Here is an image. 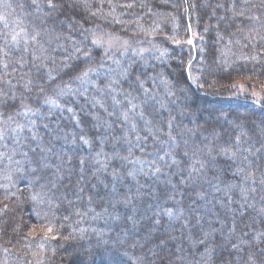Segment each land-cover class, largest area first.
<instances>
[{
    "label": "trees",
    "instance_id": "trees-1",
    "mask_svg": "<svg viewBox=\"0 0 264 264\" xmlns=\"http://www.w3.org/2000/svg\"><path fill=\"white\" fill-rule=\"evenodd\" d=\"M255 1L51 0L49 7V0H0L8 22L7 28L0 22V49L5 35L10 41L13 29H23L29 37L39 33L27 45V56L46 47L48 39L61 46L49 47L48 56L62 61L59 70H51L48 61L44 72L33 74V63L15 62L24 52L23 41L0 55V145L6 151L13 146L22 112L43 128L38 114L46 112V101L65 94L70 99L68 92L85 71L109 115L104 130L81 112L76 123L83 133L78 130L77 141L57 147L45 163L35 149L21 176L6 178L0 169V246L15 257L3 264H30V256L39 264H196L192 253L205 250L206 264H264V27L255 21ZM106 14L114 20L105 21ZM155 14L172 16L175 26L160 22L156 39L148 43L150 49H165V60L144 67L137 55L119 56L120 75L111 74L108 59L116 56L95 47L90 34L142 38L147 35L129 23ZM194 33L204 39L203 66L214 64L221 38L237 42L239 62L215 72L205 67L195 81L191 71L202 59ZM160 86L174 100L183 90L187 101L158 110L153 102L144 103V93ZM140 111L150 125L137 119ZM123 121L136 125L127 141L120 132ZM168 164L177 172L166 183L146 187L135 206L110 204L145 178L140 173L145 165L155 170ZM56 173L55 188L43 189ZM147 179L154 182L153 173ZM13 212L51 233L37 244L15 224ZM209 214L216 219L210 223L213 234L203 239L204 223L195 222ZM110 215L114 220L101 218Z\"/></svg>",
    "mask_w": 264,
    "mask_h": 264
},
{
    "label": "rangeland",
    "instance_id": "rangeland-1",
    "mask_svg": "<svg viewBox=\"0 0 264 264\" xmlns=\"http://www.w3.org/2000/svg\"><path fill=\"white\" fill-rule=\"evenodd\" d=\"M118 1H125V0H118ZM143 2V1H142ZM255 21L262 25L264 27V8L261 6L264 4V1L260 2L259 0L255 1ZM37 12H33V16H37ZM107 16H104L105 21L109 19L114 20L110 14H106ZM233 15V14H232ZM172 16L165 15L161 16V14H155L151 17H144L143 15L140 16L138 19L134 21V23H129L130 26H132L133 29L136 31H139L140 33H143L147 36H142L138 38H129V37H119L107 32H101V33H95L90 34V42L92 43L93 40H97V44H93L95 47H101L106 52L111 53L112 55L116 56L112 59H108V69L111 74H115V76H119L121 69L123 67L122 60L117 59L119 56H125L132 54L131 56H138L142 59V65L144 67H148L152 65L153 63H159L163 62L168 55V52L165 49H150V45L148 44L153 38L152 35H155L158 33L159 30H161L160 22H164L165 20L169 21V25L171 26V29L174 30L175 26L172 21ZM43 19V17H42ZM42 19L36 20L37 22H41ZM255 22V23H256ZM262 23V24H261ZM257 24V23H256ZM261 28L255 27L256 30L260 31ZM175 34V33H174ZM236 38V37H235ZM262 37H258L256 40H261ZM204 39L200 36L195 35L193 41H195L198 44V55L201 57L202 60H200L199 64L194 67V70L192 69V77L195 80V78L198 80L200 79L199 72L202 71L206 67L209 72L214 71L219 68L222 69L223 67L231 66L234 63L239 62L238 57L240 56L239 53L236 52L235 46L237 45V42L235 40H225L221 38L219 40L218 44V55L216 60L214 61V64L212 66H203V51L201 44L204 43ZM253 40V39H252ZM44 41V40H43ZM185 43V38L183 40ZM235 42V43H234ZM46 47L40 49L38 46L34 48L35 50L30 56L26 55V52L24 51L21 55L18 56L16 59V64L18 65H27V64H34L33 65V74H36V69L40 71H45L46 67L44 64H46L48 61H51V70H59L61 66H59L61 60L57 58H51L48 56L47 50H49V47H55L57 50H61V46L57 44V42L51 43L50 40L44 41ZM183 43V44H184ZM39 47H41L39 45ZM237 47V46H236ZM24 48V47H23ZM40 49V50H39ZM182 49L185 50L186 46H182ZM7 50V51H6ZM8 51L11 52V49L8 50L7 47L4 46V51H0V55L4 56V52ZM56 52V50H54ZM50 52V50H49ZM2 56V58H4ZM35 57V58H34ZM105 70V69H104ZM29 74V72H27ZM195 77V78H194ZM85 77L83 81L81 80L78 84L77 88H73L70 90V93L68 92V95L71 96V98H67V94L61 95L55 98L56 106L49 104L48 107H46V112L38 114V117H43L44 119V126L43 128H37L36 124L32 122L33 116H30V113L22 112L19 115V119H22L20 121L21 128H18L13 132L14 143L12 149L6 151L4 147L0 145V169H2L3 176L9 177V174H16L17 176H21V172L24 170V168L27 166L26 161L28 160V155L31 154L35 149H38L39 152L42 155V158L45 160H48L51 158L52 151L57 149L59 146H70L73 143L77 141V139L80 137L78 135L79 133H83V129L81 126H79L76 121L78 120V116L81 115V112H84L85 114L88 113L90 117L92 118V125L93 127H100L102 129H106V126H102L106 120L107 112L105 111V106L103 105L102 99H99L97 97V94L99 91L97 90V86L93 87L90 83V78ZM196 81V80H195ZM12 93H10L11 95ZM146 99L143 101L144 103L147 102H153L154 105L157 106L158 110L159 108H166L171 105L173 106H179L180 103H184L187 101L188 96L187 94L182 90L181 91V98L173 99L169 96V92L163 88L162 86L158 88H153L149 90L148 92H145ZM169 96V97H168ZM177 111L180 113H183V110L180 108H177ZM177 112V113H178ZM75 120V122L73 121ZM130 120H134L133 117L129 118ZM137 119L140 121H145L148 124L149 118L147 114L144 111H140ZM103 121V122H102ZM124 123L121 125L122 130L120 131L122 135V138L127 141V138L130 137L131 133L130 131L134 130L136 128V125L133 123L131 125L127 124L126 121H123ZM143 129L145 132L148 133V130L146 129V126L143 125ZM234 126H231L233 128ZM136 130V129H135ZM134 130V131H135ZM256 132L259 134L260 130L257 127ZM138 135H135V138H137ZM209 139V138H208ZM125 145V144H123ZM114 146L119 147L118 144H114ZM44 163H40V169H43L46 167ZM173 164V163H170ZM168 164V167L164 166V169L159 167L160 169L156 168L155 170H152L151 168H148L147 165L143 167V170L140 172L141 174H144L143 177L145 178L141 179V181L136 183V185L131 186V189L128 190V192L125 194L124 198L121 199H114L111 203L115 205L116 203L123 204L125 207L128 205L135 206L136 202H139V200L144 197L143 191H145L146 187H149L150 185H153L154 183H166V180H168L171 177V174L174 172H177V169L173 171L172 167L173 165ZM170 165V167H169ZM140 168V167H139ZM65 173H68L67 170H65ZM150 173H153V181H148L147 175ZM129 177V175L127 176ZM4 178V177H3ZM59 179V174L56 173L52 177V182H44L42 184L43 189H50L53 190L55 186L57 185V180ZM147 182H149V185H146ZM153 183V184H152ZM152 194H154V191H151ZM228 191L224 190L221 192L222 197H228L227 196ZM45 194V193H44ZM113 208V206H110ZM49 209L48 203H46L45 207ZM227 209V208H225ZM208 212V211H207ZM106 213V212H105ZM13 221L16 225L24 226V231L26 234L30 235L33 239L37 240V244H40L46 236H48L51 231H49L50 228H45L42 224L33 226L32 223H29L26 218H24L23 214H16L13 212L11 214ZM209 218H205L203 220H196V225H200V223H204V229L201 231L203 239L211 238V235L213 234V230L210 227V223L212 221H216V219L213 217V215L209 214ZM108 221L114 220L113 217H101ZM31 222V221H30ZM200 222V223H199ZM1 224V220H0ZM15 225V229H17L18 226ZM198 225V226H199ZM201 226V225H200ZM185 229V228H184ZM188 247L191 249L192 242L187 243ZM207 252L208 250H205L203 252H196L192 253V258H194L196 264H206L207 263ZM4 256V261L1 260V257ZM30 264H39L38 258L34 256L28 257ZM0 260L3 261V263L9 262L15 260V257L8 256V251L5 246H0ZM130 260V259H129ZM132 263L133 261L130 260Z\"/></svg>",
    "mask_w": 264,
    "mask_h": 264
},
{
    "label": "snow or ice",
    "instance_id": "snow-or-ice-1",
    "mask_svg": "<svg viewBox=\"0 0 264 264\" xmlns=\"http://www.w3.org/2000/svg\"><path fill=\"white\" fill-rule=\"evenodd\" d=\"M33 3H35V0H33ZM128 6L131 7V5H128ZM6 7H11V5L8 4V5H6ZM49 7H54L51 0H49ZM0 22L4 23L5 28L8 27V22H7L6 16L4 14H0ZM10 36H11L10 41L8 39V35L4 36V44L6 47L7 46H13V47L19 48V46L21 45V41H23L24 51H27L28 50L27 45L29 44L30 41L36 42L37 37L39 36V33L37 32V33H35L29 37L28 33L25 32L23 29H21V31H16L15 29H13ZM92 43L97 44L98 41L93 40ZM0 51H4V49H0ZM4 54L7 55V52H4ZM5 67H7V65H5ZM89 71H91V69H89ZM87 76H88V71H85L82 73V75L80 77H78V79H81L83 81V79ZM46 102L51 104V105L56 106L55 100H48ZM0 138H2V136H0ZM49 231H51V229H49Z\"/></svg>",
    "mask_w": 264,
    "mask_h": 264
}]
</instances>
